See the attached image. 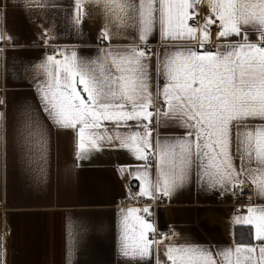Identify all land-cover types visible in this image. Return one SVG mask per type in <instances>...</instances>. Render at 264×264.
Masks as SVG:
<instances>
[{
  "label": "snow or ice",
  "instance_id": "snow-or-ice-1",
  "mask_svg": "<svg viewBox=\"0 0 264 264\" xmlns=\"http://www.w3.org/2000/svg\"><path fill=\"white\" fill-rule=\"evenodd\" d=\"M94 2L108 20L101 32L106 41L134 28L141 43L159 30L165 40H190L194 47L174 44L172 51L166 48L157 56L155 66L135 39L130 47L102 49L92 61L78 60L74 51L48 55L39 65L44 75L37 85L42 110L56 126L76 130L77 157L96 149L100 141H117L145 161L136 179L141 182L139 195L148 198L171 195L193 175L221 189L234 190L247 180L258 194L264 193V0ZM202 5L205 15L201 16ZM76 8L78 22L80 0ZM253 32L255 41L249 39ZM213 35L228 41L226 51L206 49ZM156 96L162 97L161 107L156 106ZM154 117L157 128L176 124L185 129L184 135H154ZM257 120L260 123H251ZM20 129L26 154L33 163L42 164L45 134L27 109ZM153 163L155 182L149 171ZM140 213L147 215L150 209L130 207L122 212L121 251L136 264L151 257L153 244L162 242L149 239L154 229ZM248 213L243 222L254 227L258 245L238 243L214 253L169 244L167 260L170 264H264V207H250Z\"/></svg>",
  "mask_w": 264,
  "mask_h": 264
},
{
  "label": "crops",
  "instance_id": "crops-1",
  "mask_svg": "<svg viewBox=\"0 0 264 264\" xmlns=\"http://www.w3.org/2000/svg\"><path fill=\"white\" fill-rule=\"evenodd\" d=\"M0 0V259L3 264H136L121 251L122 212L130 207H148L150 213L140 215L150 223L149 239L153 244L151 257L139 264H170L165 256L169 244L199 248H235L238 227H249L256 244L254 227L243 222L248 211L236 212L232 199L234 190L210 187L193 175L175 189L166 200L154 206V198L140 196L142 203H133L129 186L137 192L138 169L145 163L117 141H100L96 149L77 157V135L74 129L58 127L42 110L37 85L44 79L39 65L54 53L75 52L78 60L98 59L102 49L130 47L135 39L139 46H148L151 64L157 56L172 51V45L194 47L190 40H165L154 30L146 43L138 40L134 28L114 34L111 41L101 37L108 24L100 5L94 0ZM200 15H205L201 6ZM189 23H192L191 21ZM9 37L11 39L9 40ZM231 40L238 38L232 37ZM249 39L256 40L250 33ZM211 51H226L228 41L214 40ZM53 53V54H54ZM155 53L156 55H152ZM59 59V58H58ZM163 83V81H159ZM155 93V89H153ZM162 97L155 103L161 107ZM31 111L45 134V160L33 163L21 143L20 123L25 110ZM258 124L260 121H252ZM109 132L112 125L108 126ZM154 135L179 137L185 129L176 124L157 128ZM123 131V129H121ZM239 168V157L234 158ZM121 166L127 182L121 181L114 168ZM255 167V164H253ZM150 178L155 182L153 163ZM41 172L43 178L41 179ZM249 182L245 180V184ZM255 191L256 203L264 207V193ZM224 196L226 203H219ZM72 226L71 228L69 226ZM173 227L169 233L168 228ZM70 232L73 233L70 235Z\"/></svg>",
  "mask_w": 264,
  "mask_h": 264
},
{
  "label": "built area",
  "instance_id": "built-area-1",
  "mask_svg": "<svg viewBox=\"0 0 264 264\" xmlns=\"http://www.w3.org/2000/svg\"><path fill=\"white\" fill-rule=\"evenodd\" d=\"M197 19L199 20L200 17L197 16ZM212 31H213V33H215V31H216L215 27L212 29ZM214 40H215V35H213L211 43L205 46L207 50L211 51L213 49L214 43H215ZM0 46L5 47V45L1 44V43H0ZM140 47L144 48L146 50V52L148 54H150V48L148 46H140ZM50 53H52V54L54 53L53 49H50ZM57 58H61V57L57 56ZM0 102H2V103H0V111H2L3 110V100H0ZM156 106L158 107L160 105L156 104ZM114 170H115L118 178L121 181L127 182V175L121 166H116L114 168ZM129 189H130V194H131L133 203L141 204L142 201H141L140 195L137 192V190L135 189V187L133 185H130ZM165 200H166V198L162 194H157L153 204L155 207H158V205L160 203L164 202ZM226 201L227 200L224 196H222L219 199V203H221V204H225ZM232 203H233V206L235 207V210L237 213H239V214L246 213L248 211V209L256 203L255 191H254L252 184L248 183V184H244L243 186H237L234 190ZM0 208H2L1 205H0ZM168 231H169V233H172L173 227H169Z\"/></svg>",
  "mask_w": 264,
  "mask_h": 264
},
{
  "label": "trees",
  "instance_id": "trees-1",
  "mask_svg": "<svg viewBox=\"0 0 264 264\" xmlns=\"http://www.w3.org/2000/svg\"><path fill=\"white\" fill-rule=\"evenodd\" d=\"M236 240L239 243L245 242V241H252V232L251 228L243 226V227H238L236 229Z\"/></svg>",
  "mask_w": 264,
  "mask_h": 264
}]
</instances>
